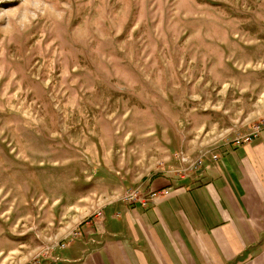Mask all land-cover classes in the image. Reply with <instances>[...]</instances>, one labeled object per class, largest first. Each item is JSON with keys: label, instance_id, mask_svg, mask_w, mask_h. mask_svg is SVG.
I'll return each mask as SVG.
<instances>
[{"label": "rangeland", "instance_id": "obj_1", "mask_svg": "<svg viewBox=\"0 0 264 264\" xmlns=\"http://www.w3.org/2000/svg\"><path fill=\"white\" fill-rule=\"evenodd\" d=\"M264 125V0H0V264Z\"/></svg>", "mask_w": 264, "mask_h": 264}, {"label": "crops", "instance_id": "obj_2", "mask_svg": "<svg viewBox=\"0 0 264 264\" xmlns=\"http://www.w3.org/2000/svg\"><path fill=\"white\" fill-rule=\"evenodd\" d=\"M148 183L146 205L107 203L27 264H264V128L187 180Z\"/></svg>", "mask_w": 264, "mask_h": 264}, {"label": "built area", "instance_id": "obj_3", "mask_svg": "<svg viewBox=\"0 0 264 264\" xmlns=\"http://www.w3.org/2000/svg\"><path fill=\"white\" fill-rule=\"evenodd\" d=\"M264 128V125L262 127H260L257 131H255L252 135H250L249 137H246L245 139H242V140H235L229 144H232V145H235V146H239L243 143H248L250 142L253 138H256L261 130ZM229 144H226L225 146H223L218 153H215L213 154L210 158H212L213 161H217L219 160V158L222 156V155H225L227 153V145ZM152 195H150L149 197H146V195H143V192L140 190H135V191H131L128 195L125 196V199L123 201H126V202H130V201H133V202H140L142 203L143 205H146L147 203V199L151 198Z\"/></svg>", "mask_w": 264, "mask_h": 264}, {"label": "trees", "instance_id": "obj_4", "mask_svg": "<svg viewBox=\"0 0 264 264\" xmlns=\"http://www.w3.org/2000/svg\"><path fill=\"white\" fill-rule=\"evenodd\" d=\"M163 175L164 174H162V173H155L149 179H145L144 182H151L152 180H155V179H157L159 177H162Z\"/></svg>", "mask_w": 264, "mask_h": 264}]
</instances>
